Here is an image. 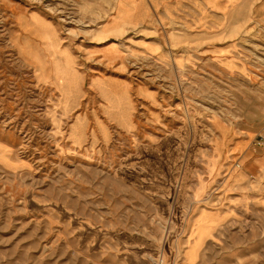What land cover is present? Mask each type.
Returning a JSON list of instances; mask_svg holds the SVG:
<instances>
[{
	"label": "rangeland",
	"instance_id": "1",
	"mask_svg": "<svg viewBox=\"0 0 264 264\" xmlns=\"http://www.w3.org/2000/svg\"><path fill=\"white\" fill-rule=\"evenodd\" d=\"M166 1L0 0V264H142L146 257L162 264H264V20L254 1L210 25L171 15L161 6ZM136 9L155 14L140 21ZM19 16L54 23L83 72L85 90L59 133L46 116L58 96L17 52ZM93 78L125 86L135 121L144 104L136 89L147 85L169 100L166 110L175 107L204 128L191 129L200 149L192 143L189 182L174 178L169 197L170 205L179 191L186 195L174 255L166 256L163 244L177 209L165 212L162 196L133 191L117 163L87 161L68 139L75 118L104 114L102 98L108 101L91 87ZM243 112L259 123L252 135L238 129ZM213 118L232 132L223 136ZM216 140L224 144L228 174L212 179L199 200ZM27 197L39 205L32 208ZM216 214L222 216L213 225ZM78 220L92 231L83 235ZM103 241L112 253L132 254L127 261L91 254Z\"/></svg>",
	"mask_w": 264,
	"mask_h": 264
},
{
	"label": "crops",
	"instance_id": "2",
	"mask_svg": "<svg viewBox=\"0 0 264 264\" xmlns=\"http://www.w3.org/2000/svg\"><path fill=\"white\" fill-rule=\"evenodd\" d=\"M252 1H254L256 5L257 15L261 20H264V0H170L169 2L167 0L166 2L168 3L164 2L165 4L162 3L161 6L164 10H170L171 15H184L182 17L186 18L188 21H199L202 25H210L213 22L220 21L218 17H229L239 10L241 4ZM137 6H139V2L137 3ZM135 12L136 18L141 17L139 18L140 21L147 16H153L155 14V12L147 14L143 9H136ZM136 91L139 98L142 100L141 103H144L140 119L137 121L134 120L132 112L133 100L128 93L126 97L129 106L128 118L130 122L128 124L119 121L115 116L113 117L111 115L112 111L109 106L110 104L102 98L103 105L101 106V109H103L104 114H99L97 119L94 115L85 118V141L80 143L81 145L71 142L74 144L76 148L75 150L78 151L80 157L86 158L87 161H97L105 167L117 163L116 168L119 173L123 174L122 170L125 169L130 171L134 169L143 174L142 176L134 175V178L121 175L125 182L132 187L133 191L148 192L150 196L154 193L163 198L167 197L168 192L172 191L170 193V198H173V179L177 178L179 183L183 182L188 184L189 182L192 149H194L196 145L194 144L195 134L193 135L190 133L191 129L204 128L200 127L201 124H197L198 122L191 123V121L185 119V115L175 107L166 110L165 103L169 102V100L156 90L150 89L147 85L137 88ZM262 113L264 115V111H262L261 114ZM98 119L102 121L101 125L106 127L107 135H105L103 129L100 128ZM261 121L262 128L264 129V116H262ZM211 124L214 125L213 128L216 129L217 126L212 122ZM167 129V134L163 138H160L159 133L166 132ZM129 134H133L134 137H130L133 135L128 136ZM161 139H170V144L176 141V145H173L172 147L170 145L169 160L172 162L173 166L170 175V185L165 186L149 181L146 175V168L142 164L143 162H140L142 159L141 155H143L144 151H151L154 149L155 146H158L163 142ZM126 140L128 142H126ZM192 143L194 144L193 147ZM199 149L200 147L198 146L197 150ZM175 151L176 156L172 158V154L174 155ZM185 197L186 195H184V199ZM174 209L175 199L170 204V211L173 212ZM74 230L75 229H73V233ZM73 238L76 242H79L75 236H73ZM60 239L62 240V237ZM73 245L74 244L71 246ZM91 245L93 244L87 243L85 245L86 249L89 250ZM95 248H93L91 254L96 253L104 256L114 255L118 256L122 261H127L129 259L127 256L132 254L124 248H121L120 251L117 249V251L112 253V251L105 246L104 241L99 243V248Z\"/></svg>",
	"mask_w": 264,
	"mask_h": 264
},
{
	"label": "bare ground",
	"instance_id": "3",
	"mask_svg": "<svg viewBox=\"0 0 264 264\" xmlns=\"http://www.w3.org/2000/svg\"><path fill=\"white\" fill-rule=\"evenodd\" d=\"M158 4L157 0H153ZM160 22H162L159 19ZM18 34L16 35L15 45L20 59L23 63L28 66L32 73L34 79L39 83H47L51 85L52 90L58 96L57 105L48 111L46 116L53 126L57 129L56 132L59 133V129L64 121V119L75 110L79 102V97L81 93L85 90L83 86L84 75L81 71V67L77 61L76 55L70 46L65 45L60 34L58 27L47 20L46 17L38 16L36 17H18ZM103 78V77H100ZM101 79L93 78L90 84L99 95L103 96L108 102H110V109L112 111V116L116 117L119 121L128 124V91L124 85L120 83H112L111 81H100ZM94 85V86H93ZM242 122H240L238 129H245L249 135H252L258 128L259 123L254 117L248 116L246 112L240 113ZM75 115L73 116L74 119ZM96 119L98 118L95 114ZM72 119V120H73ZM185 119L190 121V116L185 115ZM100 128L103 129V133L107 135L106 127L101 125L102 121L98 119ZM212 123L218 125L220 132L223 136H226L232 132L233 127L225 126L220 123L218 118H213ZM86 137V124L85 117H77L73 120L70 131L68 134V139L75 144H79L85 141ZM179 138V137H178ZM155 141V140H154ZM163 142L158 146H155L151 151H144L141 155L144 167L147 171V176L149 181L154 183H166L170 185L171 179V169L172 162L169 160L170 157V145H176V141L170 144V139H163ZM241 148L238 144L235 149ZM3 149V145L0 144V150ZM197 148H195L196 150ZM215 156L210 157L206 163L207 175L209 181L201 180L200 191L196 194V197L200 198L203 196L205 188L210 184L212 179L214 180L218 175L227 176L228 173L224 169V144L215 141L214 145ZM172 158L174 155L172 154ZM137 162V160H136ZM228 170V169H227ZM126 177L134 178V175L142 176L143 174L132 169L122 170ZM141 172V171H140ZM235 174H232L231 179H234ZM175 179H173V183ZM184 185V183L182 182ZM181 185V186H183ZM170 192L167 193V197L162 200V208L165 212H168L170 205L168 204ZM184 194L183 191H179L175 209H177V214L175 216V228L167 235L163 244V251L166 256H171L175 254V249L173 248L174 235L177 232L180 222H182L183 214L181 212L183 206ZM26 202L35 208L39 203L32 197H27ZM221 214H216L209 221L211 224H217ZM72 219V218H71ZM75 221V219H72ZM80 222L81 229L84 231L83 235L91 232L92 228L87 227L85 221L78 220ZM189 251H186L185 256L189 258ZM190 259V258H189ZM142 264H162L163 259L157 261H149L146 257L143 259Z\"/></svg>",
	"mask_w": 264,
	"mask_h": 264
}]
</instances>
